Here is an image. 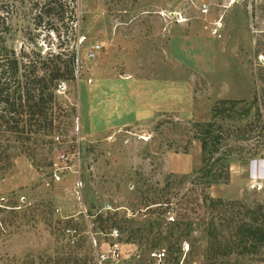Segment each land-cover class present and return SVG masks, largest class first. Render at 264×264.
Segmentation results:
<instances>
[{"label":"rangeland","instance_id":"374dc122","mask_svg":"<svg viewBox=\"0 0 264 264\" xmlns=\"http://www.w3.org/2000/svg\"><path fill=\"white\" fill-rule=\"evenodd\" d=\"M47 1L14 0L7 44L64 51L73 74L50 129L0 130V264L96 263L113 229L121 256L103 264H156L152 251L264 264V179L251 171L264 157L232 156L228 182L192 184L200 142L184 128L261 87L264 0H77L63 21ZM74 151L79 194L77 174L52 180L57 154Z\"/></svg>","mask_w":264,"mask_h":264},{"label":"trees","instance_id":"16d2710c","mask_svg":"<svg viewBox=\"0 0 264 264\" xmlns=\"http://www.w3.org/2000/svg\"><path fill=\"white\" fill-rule=\"evenodd\" d=\"M47 2L46 13L56 12L58 20L75 15L77 0ZM16 9L14 0H0V130L31 135L50 129L54 90L66 74H73L72 58L64 51L41 54L26 45H8ZM259 83L248 102L218 100L208 121L185 125L201 150L202 165L190 177L192 184L228 182L232 156L264 157V72ZM88 257L84 264H95Z\"/></svg>","mask_w":264,"mask_h":264},{"label":"built area","instance_id":"2783aa9c","mask_svg":"<svg viewBox=\"0 0 264 264\" xmlns=\"http://www.w3.org/2000/svg\"><path fill=\"white\" fill-rule=\"evenodd\" d=\"M66 84L64 81H61L57 84L56 91L61 93L64 90ZM56 141L59 140V136L54 137ZM79 153L78 151L72 152L70 155L66 152H60L56 156V160L52 165V177L53 182H58L62 179L64 174L72 173L77 174L75 179V189L77 194L80 193L82 188V180L79 175ZM111 236L114 237V240L110 243V248L107 253H102L98 255L95 264H103L107 258H110L114 262H118L120 258V244L118 242L119 232L117 229H113ZM150 257L156 262V264H165V253L163 251H152Z\"/></svg>","mask_w":264,"mask_h":264},{"label":"crops","instance_id":"0c3cea01","mask_svg":"<svg viewBox=\"0 0 264 264\" xmlns=\"http://www.w3.org/2000/svg\"><path fill=\"white\" fill-rule=\"evenodd\" d=\"M264 160L259 161L258 164H256V166L254 168H251V171H253V175H255V177H259V178H263L264 179Z\"/></svg>","mask_w":264,"mask_h":264}]
</instances>
